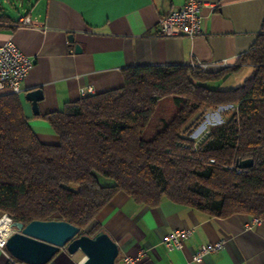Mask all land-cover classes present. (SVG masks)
Here are the masks:
<instances>
[{
    "label": "trees",
    "instance_id": "16d2710c",
    "mask_svg": "<svg viewBox=\"0 0 264 264\" xmlns=\"http://www.w3.org/2000/svg\"><path fill=\"white\" fill-rule=\"evenodd\" d=\"M7 1L16 9L19 0ZM242 66L250 71L242 83L220 88ZM227 105L229 116L198 142L185 133L202 108ZM44 118L57 144L38 140L18 94L0 93V210L12 220H64L93 235L102 228L91 222L118 192L148 206L166 198L210 216L264 220V21L234 65H133L121 86ZM245 158L253 165L240 173L226 167Z\"/></svg>",
    "mask_w": 264,
    "mask_h": 264
},
{
    "label": "crops",
    "instance_id": "0c3cea01",
    "mask_svg": "<svg viewBox=\"0 0 264 264\" xmlns=\"http://www.w3.org/2000/svg\"><path fill=\"white\" fill-rule=\"evenodd\" d=\"M202 1H216L218 6L201 8L200 33L194 36L158 33L159 17L182 7L186 0H19L12 11L0 3V14L10 16L0 20V44L10 38L33 59L18 96L38 140L57 144L58 135L44 116L67 102L121 86L127 67L200 61L204 71L216 72L234 65L256 40L264 21V0ZM24 16L30 19L27 25L20 24ZM75 44L80 45V53L75 52ZM243 68L247 66L239 70ZM35 88L43 91L37 114L24 97ZM208 116L203 113L196 127L190 126L194 116L185 133L195 138L222 122L212 123ZM94 224L116 241L118 264H130L124 261L126 256L136 257L134 264H264V220L254 222L245 213L210 216L166 198L148 206L118 192L90 226ZM186 227L193 232L182 247L168 248L163 237L172 229ZM219 240L224 242L221 248L201 261L193 259L198 246ZM0 264H10L1 248ZM46 264L77 261L61 249Z\"/></svg>",
    "mask_w": 264,
    "mask_h": 264
},
{
    "label": "water",
    "instance_id": "95a60500",
    "mask_svg": "<svg viewBox=\"0 0 264 264\" xmlns=\"http://www.w3.org/2000/svg\"><path fill=\"white\" fill-rule=\"evenodd\" d=\"M68 39L73 41V35ZM81 47L75 44V52ZM25 99L31 102L37 114V102L42 99L41 88L25 92ZM235 166L248 169L253 165L252 158L236 159ZM12 231L5 240L6 251L24 264H46L61 249L70 255L80 250L84 256L77 264H117L119 247L116 241L104 230L93 235L81 233L79 227L64 220H31L27 223L11 220Z\"/></svg>",
    "mask_w": 264,
    "mask_h": 264
},
{
    "label": "built area",
    "instance_id": "2783aa9c",
    "mask_svg": "<svg viewBox=\"0 0 264 264\" xmlns=\"http://www.w3.org/2000/svg\"><path fill=\"white\" fill-rule=\"evenodd\" d=\"M217 6L218 3L216 1L186 0L182 7L171 9L159 17L157 22L158 33L162 36L197 35L200 33L202 22V15L200 13L201 8L208 7L213 10L216 9ZM29 23L30 19L28 16H24L20 19V24L27 25ZM189 64L194 68H203V64L200 61H191ZM32 66L33 59L20 50L12 39H6L0 44V93L19 94L21 92V82L25 79ZM224 66H226V63ZM206 132L207 129L196 136L194 138L195 141L198 142ZM210 161L214 162V159H210ZM226 167L235 169L237 173L244 170L236 167L234 161L226 165ZM9 217L11 218V216ZM260 220V218L253 217L254 222ZM10 230L12 231L11 227ZM192 232V227L172 229L162 240L168 248H181L182 241L188 238ZM9 233L10 232L5 229H0V248L4 251H6L5 240ZM223 243L222 240H219L198 246L194 252L193 259L201 261L204 256L221 248ZM6 253L10 264H24L12 257L7 251ZM124 261L134 264L136 262V257L126 256L124 257Z\"/></svg>",
    "mask_w": 264,
    "mask_h": 264
},
{
    "label": "rangeland",
    "instance_id": "374dc122",
    "mask_svg": "<svg viewBox=\"0 0 264 264\" xmlns=\"http://www.w3.org/2000/svg\"><path fill=\"white\" fill-rule=\"evenodd\" d=\"M12 1V0H11ZM0 3L2 4V6L7 10V11H12L13 6H12V2H6L5 0H0ZM15 12V11H14ZM249 68H243L237 72H235L233 75L229 76L226 80L221 81L219 83L220 88H229V87H235L238 86L242 83V81L244 80V78H246L250 73H249ZM169 107L167 102H164V106L160 107V112L161 113H165L167 114L169 111ZM233 107L230 105L227 106H219V107H212V108H202L200 111H198L195 114V118L194 121L192 123H190V126H198L199 122H197L198 118L205 112H208L212 123L213 122H220V121H224L229 114L231 113ZM208 116V117H209ZM208 117H205V121H208ZM192 120V119H191ZM189 126V127H190ZM191 137V136H190ZM110 183V182H109ZM88 230V227L86 228L85 231ZM73 256L75 257V260L77 261V263L79 262V260H81L84 256V254L80 251L77 250ZM116 263L118 264V257L116 259Z\"/></svg>",
    "mask_w": 264,
    "mask_h": 264
},
{
    "label": "bare ground",
    "instance_id": "6f19581e",
    "mask_svg": "<svg viewBox=\"0 0 264 264\" xmlns=\"http://www.w3.org/2000/svg\"><path fill=\"white\" fill-rule=\"evenodd\" d=\"M10 224H11V218L8 215L4 214V216L0 220V229H5V230L11 232Z\"/></svg>",
    "mask_w": 264,
    "mask_h": 264
}]
</instances>
